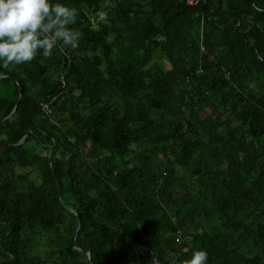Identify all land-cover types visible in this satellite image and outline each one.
<instances>
[{"label": "trees", "instance_id": "obj_1", "mask_svg": "<svg viewBox=\"0 0 264 264\" xmlns=\"http://www.w3.org/2000/svg\"><path fill=\"white\" fill-rule=\"evenodd\" d=\"M53 2L79 48L0 63V264H264V0Z\"/></svg>", "mask_w": 264, "mask_h": 264}, {"label": "clouds", "instance_id": "obj_2", "mask_svg": "<svg viewBox=\"0 0 264 264\" xmlns=\"http://www.w3.org/2000/svg\"><path fill=\"white\" fill-rule=\"evenodd\" d=\"M77 17L76 8L53 0H0V63L7 68L30 63L41 52L49 58L57 47L79 48L82 33L70 27ZM184 264H208V253L197 250Z\"/></svg>", "mask_w": 264, "mask_h": 264}, {"label": "water", "instance_id": "obj_3", "mask_svg": "<svg viewBox=\"0 0 264 264\" xmlns=\"http://www.w3.org/2000/svg\"><path fill=\"white\" fill-rule=\"evenodd\" d=\"M0 78H10V77H9V76H0ZM18 83H19V81H18ZM20 100H21V96L19 97L18 104L16 105L15 109L12 111V113H11L10 115L7 116L4 120H6V119L12 117V115L14 114V112L16 111V109H17V107H18V105H19V103H20ZM4 120H3V121H4ZM52 153H53V147H52L51 150H50V157L52 156ZM89 255H90V252H89Z\"/></svg>", "mask_w": 264, "mask_h": 264}, {"label": "built area", "instance_id": "obj_4", "mask_svg": "<svg viewBox=\"0 0 264 264\" xmlns=\"http://www.w3.org/2000/svg\"><path fill=\"white\" fill-rule=\"evenodd\" d=\"M196 1H197V0H188L189 3H194V2H196ZM42 106H43V110H45V111H49V104H48V102H43ZM155 264H163V263H161V262H159L158 260H156V261H155Z\"/></svg>", "mask_w": 264, "mask_h": 264}, {"label": "rangeland", "instance_id": "obj_5", "mask_svg": "<svg viewBox=\"0 0 264 264\" xmlns=\"http://www.w3.org/2000/svg\"><path fill=\"white\" fill-rule=\"evenodd\" d=\"M45 154L47 153V151L44 152Z\"/></svg>", "mask_w": 264, "mask_h": 264}]
</instances>
